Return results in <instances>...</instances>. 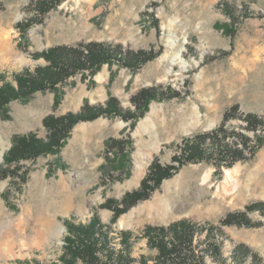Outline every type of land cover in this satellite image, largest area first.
<instances>
[{
	"label": "rangeland",
	"instance_id": "obj_1",
	"mask_svg": "<svg viewBox=\"0 0 264 264\" xmlns=\"http://www.w3.org/2000/svg\"><path fill=\"white\" fill-rule=\"evenodd\" d=\"M50 1L0 0V57L28 60L0 66V85L15 86L23 70L47 65L33 55L55 47H117L145 60L134 70L104 62L0 108V264H62L65 222L88 224L94 217L108 227L116 250L128 234L135 264L141 258L154 264L158 254L149 228L180 221L205 227L198 237L210 251L203 264H233L237 245L264 263V216L246 210L264 203V0ZM142 91L150 93L145 101ZM109 99L123 115H97L58 135L43 124ZM250 117L261 125L247 124ZM221 125L244 137L238 161H174L183 140ZM27 135L44 144L53 135L58 143L33 157L8 158L15 139ZM259 138L251 154L247 148ZM154 162L172 166L169 177L125 209L123 197L140 189ZM117 208L125 212L115 216ZM238 212L248 223L221 224ZM46 222L53 227L41 235ZM209 226L223 231L224 262L212 255ZM243 264L255 263L249 256Z\"/></svg>",
	"mask_w": 264,
	"mask_h": 264
},
{
	"label": "trees",
	"instance_id": "obj_2",
	"mask_svg": "<svg viewBox=\"0 0 264 264\" xmlns=\"http://www.w3.org/2000/svg\"><path fill=\"white\" fill-rule=\"evenodd\" d=\"M54 2L57 1L51 0L49 2L50 6L54 5ZM226 11H230L228 6H226ZM125 53L123 54L121 49L117 50V47L79 45L77 47H55L48 51L34 54L33 58L35 60L43 58L48 64L39 65L33 71L23 70L14 77L15 86L8 83L0 85V108H5V105L10 100L21 99L35 91L52 88L62 79L68 78L77 71L95 70L104 62L115 60L116 62L125 64V67L134 70L136 68L134 66L135 63L145 60L143 53L135 55L129 51ZM148 93L147 91H142L139 93L138 98L145 101L148 99ZM110 114H124L122 108L113 99H109L103 106L97 105L93 108L83 107L78 113L68 114L63 118L50 117L44 120L43 124H47L53 135H58L62 132H67L68 128L78 121L91 119L97 115ZM227 117L228 115L226 114L224 116L225 120ZM246 122L249 125L256 124L257 126L254 128L261 125L252 117L246 120ZM223 127L221 125L217 130L207 135H199L183 140L177 156L173 158L174 161L178 162L179 165L184 162L202 161L212 158L227 165L238 161L239 155L242 154L239 146H243L244 150L247 147L246 142L243 141L244 137L236 132H229L228 129H224ZM52 136L49 137L48 143L45 144L32 135L22 137L20 140L15 139L7 153V157L10 158L11 156L15 160H19L21 158L33 157L37 153H46L47 148L58 143V141H55V136ZM258 141L256 146L251 145V147L247 148L251 154L260 146L261 139L259 138ZM170 168L172 166L162 167L157 162H154L150 166L148 174L142 180L140 189L123 197L122 202L128 204L125 206V209L145 199L152 187L158 186L161 180L169 177ZM150 183L152 186H149ZM125 209H115V216L125 212ZM246 210H256L264 216V203L253 204L246 207ZM247 221L245 213L238 212L227 215L221 224H244L248 223ZM65 225L68 235L64 239L65 246L63 254L60 257L62 264H135L134 259L131 258L129 253L127 233L121 234L122 246L116 250L112 245V238L109 235L108 227L104 228L96 217L88 224H74L71 221H66ZM204 228L191 221H180L167 228H149L147 231L149 242L158 250V254L154 258V264H203L205 253L209 254L210 252L200 248V243L202 242L198 237H200ZM209 235L212 236L214 241L209 242L213 251L212 255L214 254L217 260H221V246L225 237L223 231L220 227L209 226L206 230V236L208 237ZM249 256H251L255 264L259 262V258L255 254H252L248 248L243 245H237L233 250L231 262L233 264H243ZM143 261V258H141L140 264H144L145 262Z\"/></svg>",
	"mask_w": 264,
	"mask_h": 264
},
{
	"label": "bare ground",
	"instance_id": "obj_3",
	"mask_svg": "<svg viewBox=\"0 0 264 264\" xmlns=\"http://www.w3.org/2000/svg\"><path fill=\"white\" fill-rule=\"evenodd\" d=\"M10 59H13L12 62L17 63L20 66H22L28 62V60L22 54H20V55L14 54L13 56H10L9 58H5V56L0 57V66L9 64L11 62V61H9ZM3 144L4 143H3L2 139L0 138V161L2 160V156L4 153V151H3L4 145ZM52 227H53V225H51L50 222H46V223L42 224V226L39 229V232L41 235H45L51 230ZM55 231H56L55 236L57 238H59L61 236V233L63 232V227L59 224L56 227Z\"/></svg>",
	"mask_w": 264,
	"mask_h": 264
}]
</instances>
